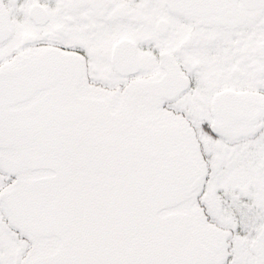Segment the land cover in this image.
I'll return each mask as SVG.
<instances>
[{
  "label": "snow or ice",
  "instance_id": "obj_1",
  "mask_svg": "<svg viewBox=\"0 0 264 264\" xmlns=\"http://www.w3.org/2000/svg\"><path fill=\"white\" fill-rule=\"evenodd\" d=\"M0 264H264V0H0Z\"/></svg>",
  "mask_w": 264,
  "mask_h": 264
}]
</instances>
